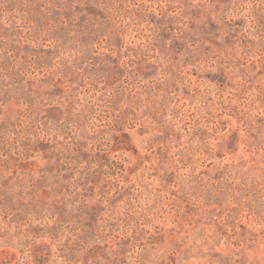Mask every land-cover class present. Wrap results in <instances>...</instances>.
<instances>
[{"label": "rangeland", "instance_id": "rangeland-1", "mask_svg": "<svg viewBox=\"0 0 264 264\" xmlns=\"http://www.w3.org/2000/svg\"><path fill=\"white\" fill-rule=\"evenodd\" d=\"M0 264H264V0H0Z\"/></svg>", "mask_w": 264, "mask_h": 264}]
</instances>
